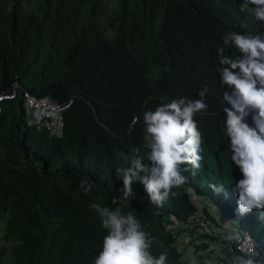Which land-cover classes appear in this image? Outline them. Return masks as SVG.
Wrapping results in <instances>:
<instances>
[{"label": "trees", "instance_id": "1", "mask_svg": "<svg viewBox=\"0 0 264 264\" xmlns=\"http://www.w3.org/2000/svg\"><path fill=\"white\" fill-rule=\"evenodd\" d=\"M241 3L0 0V91L18 83L38 98H73L63 114L61 138L27 127L19 97L3 104L0 264H93L107 234L90 208L93 203L136 216L143 230L158 239L153 255L167 250L166 264H192V256L198 264H232L233 253L224 242L219 246V237L197 225L195 241L177 249L182 231L172 233L166 218L183 225L198 216L190 188L236 219L232 189L243 177L230 160L224 135L223 108L230 106L223 93L231 90L221 85L216 50L226 32H264V24ZM225 55L242 56L234 46ZM204 86L210 88L209 107L194 117L203 141L201 169L195 175L185 172L189 184L174 188L177 195L163 207L150 201L138 181L127 203L117 170L130 166L136 150L150 164L143 114L172 99H198ZM247 122L252 125L251 116ZM85 180L92 185L88 193L80 188ZM211 183L223 186L220 197L208 187ZM204 215L208 227H217L209 213ZM236 223L264 249L255 212Z\"/></svg>", "mask_w": 264, "mask_h": 264}, {"label": "clouds", "instance_id": "2", "mask_svg": "<svg viewBox=\"0 0 264 264\" xmlns=\"http://www.w3.org/2000/svg\"><path fill=\"white\" fill-rule=\"evenodd\" d=\"M241 7L250 8L254 20L264 24V0H242ZM232 46L242 56H226L225 49ZM216 53L219 58L220 67H217V72L220 74L221 85H226L231 90L223 93V102L230 106L223 108L226 115L224 135L230 141V160L239 168L243 177L232 189L237 197L236 219L231 220L229 215L218 211L208 198L206 199L210 201V205L201 200H193L191 194V200L199 210L198 216H192L189 223L183 225L178 224L173 216L169 217H173L175 222L168 221L169 217L166 221L168 225H179L183 235L186 231L194 230L196 225L203 228L199 223L205 220L204 212L215 219L216 226L223 228L226 226L222 222L227 219L238 222L255 212L259 221L256 233L264 239V32H226ZM209 91L210 88L204 86L197 93L198 99H172L157 106L154 111L149 110L143 114L144 146L149 149L147 161L150 164L145 163L144 158L137 154L139 150H136L130 158V166L117 170L123 184V199L127 203L133 195V184L138 181L144 186L150 201L158 208L163 207L170 195H177L172 191L174 188L189 184V178L184 173L191 171L195 175L201 169L203 141L194 117L206 113L209 106L205 97ZM249 116L252 120L251 126L247 122ZM27 121L26 114L27 127L53 137L46 131H38L35 127L28 126ZM208 187L215 194L224 191L220 184L211 183ZM80 188L88 193L92 190V185L85 180L81 182ZM188 191L192 190L189 188ZM118 202L119 200L112 199L113 204ZM90 208L99 215L102 228L107 231L93 264H166L167 250L162 251L158 257L153 255L151 250L158 243V239L143 230L136 216L122 213L121 207L109 210L93 203ZM196 235V232L192 234L193 237L189 234L192 242ZM245 235L251 254L233 253L232 264H264V251L258 249L257 241L251 234ZM233 238L239 239V235L228 237ZM186 244L177 247L175 242V247L183 251L188 248ZM192 264H198V261L194 258Z\"/></svg>", "mask_w": 264, "mask_h": 264}, {"label": "built area", "instance_id": "3", "mask_svg": "<svg viewBox=\"0 0 264 264\" xmlns=\"http://www.w3.org/2000/svg\"><path fill=\"white\" fill-rule=\"evenodd\" d=\"M17 97L21 98L23 108L27 114V124L28 126L35 127L38 131H46L50 136L61 137L63 128V113L71 106L73 99H69L65 102H57L50 97L38 98L30 94L18 83H14L8 91H0V113L3 108L5 101L13 100ZM193 200H201L207 205H210V201L204 197H197V195L191 191ZM168 221H174L173 217H169ZM207 222L202 220L199 225L203 227L207 233L214 237H219V246L224 242L226 247L231 253L236 255H249L251 254V249L248 244L247 231L240 230L236 222L227 219V221L222 222L226 228L222 226H207ZM232 224V225H231ZM231 225V226H230ZM168 229L172 233H176L180 229L179 225L176 227L174 224H169ZM189 231L181 235L176 241L177 247H181L186 243L190 242ZM239 235V239H228L229 236L236 237ZM259 250L260 249L257 243Z\"/></svg>", "mask_w": 264, "mask_h": 264}, {"label": "rangeland", "instance_id": "4", "mask_svg": "<svg viewBox=\"0 0 264 264\" xmlns=\"http://www.w3.org/2000/svg\"><path fill=\"white\" fill-rule=\"evenodd\" d=\"M209 181H210V179H209V180L206 179V183H205V184H207ZM200 185L203 187V186H204V182H200ZM220 194H221V193H220ZM220 194H216V195L220 197ZM228 198H229V194L226 196V198H225L224 200L227 201ZM198 207L201 208V205L198 204ZM194 233H195L194 230H192V231L190 230V232H189V234L191 235V237H193L192 234L194 235ZM0 235H1V229H0ZM191 239H192V238H191ZM0 247H1V240H0ZM185 249H186V248H185ZM224 250H225V249H223L222 251L225 252L226 250H225V251H224ZM192 257H193V259L195 258V256H192Z\"/></svg>", "mask_w": 264, "mask_h": 264}]
</instances>
